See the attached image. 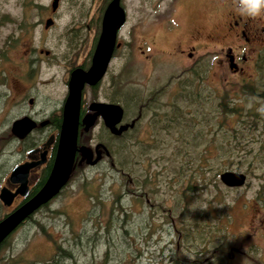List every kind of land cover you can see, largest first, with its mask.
<instances>
[{
	"label": "rangeland",
	"instance_id": "374dc122",
	"mask_svg": "<svg viewBox=\"0 0 264 264\" xmlns=\"http://www.w3.org/2000/svg\"><path fill=\"white\" fill-rule=\"evenodd\" d=\"M50 1L0 0V174L8 171L22 156L19 149H15L18 144L8 136L13 118L25 111L36 112L37 116L47 114L59 107L65 95L62 26L69 17L66 8L71 3L88 0H60L58 20L55 26L45 31L42 23ZM191 15L192 12L184 8L177 16L183 34L178 38H184L181 42L187 40L186 31L192 26ZM23 19L30 26L27 30L24 27L18 31L16 24ZM35 21L38 25L31 26ZM171 42L168 37L158 39V46L165 51L158 58L148 60L135 52L129 59L133 70H123L127 57H117L100 81L95 95L101 100L114 92L120 99L118 104L123 109L124 120H129L123 125L130 122L136 110L129 107L128 112L124 111V99L118 96V92L123 96L127 90H133L146 97L190 66L192 59L180 56L176 60L169 54L175 47ZM213 46L218 49L219 45ZM32 48L34 53L28 52ZM38 49L52 51L53 57L46 58V62ZM4 52L6 60L1 59ZM25 52L29 53L27 58ZM31 55H38L42 61L35 64L37 73L33 79L21 82L29 95L35 97L34 105L29 107L26 98L14 96L11 86L15 83L13 69L16 62L21 58L24 62ZM217 61V57L204 59L203 84L212 89L215 96L228 95L236 109L241 107L234 127L244 129L245 141L250 136L253 138L252 144L239 148L242 149L238 152L240 160H234L230 168H221L219 172H246L248 177L243 185L234 188L224 186L218 179L219 172L215 177L216 185L209 184L208 178L214 174L212 164L203 165L199 173L195 169L196 163L189 162L187 172L178 177L174 166L183 162L181 155L179 160H167L178 142L177 133L171 130L167 135L160 128V121L158 126L152 124V112L146 109L140 117L137 141L148 150L137 156L133 165L128 163L133 169L128 173L133 182L121 175L116 163L112 169L107 159L95 166L87 165L81 175L74 173L77 177L65 183L49 204L31 214L9 234L7 244L0 248V264H173L177 255L184 260L181 264H264V230L252 231L250 228L264 217V210L260 209V197L264 195V177L260 176L264 174V153L258 155L259 142L264 149V102L249 94L248 90L245 93L241 91L243 86H264V49L250 56L241 73H231L225 64L220 65ZM2 68L7 73L5 78L10 89L6 82L2 85ZM166 85L165 93L158 97L160 102H167L173 96V83ZM89 94H86L87 99ZM205 107L209 109L207 105ZM165 108L162 105L158 110L162 112ZM158 116L160 114L155 115L156 120ZM251 119L258 121V132L250 130L248 133V127H252L249 124ZM234 120L235 117L230 119L229 124L232 125ZM91 135V147L95 142L103 143L104 132H100L97 126ZM153 137L157 139L154 143ZM135 145L138 149V143ZM146 168L151 183L143 189L136 182L139 178H135L145 174ZM188 177L197 184L201 180L206 184L187 195L186 210L182 212L178 196ZM116 194H119L120 208L113 203ZM17 201L8 206L0 204V218ZM205 207L206 210H202ZM231 248L241 252L237 254ZM189 256L195 259H189Z\"/></svg>",
	"mask_w": 264,
	"mask_h": 264
},
{
	"label": "flooded vegetation",
	"instance_id": "af4514ba",
	"mask_svg": "<svg viewBox=\"0 0 264 264\" xmlns=\"http://www.w3.org/2000/svg\"><path fill=\"white\" fill-rule=\"evenodd\" d=\"M59 1L60 0H58L54 9L51 8L50 4L49 10L45 7L46 13L42 23V27L45 31L55 26V21L58 20ZM109 1L110 0L81 1L78 4L71 3L66 8L69 11V17L62 26V45L65 54L62 61L65 64V77L63 78L65 95L62 96L59 107L50 110L47 114L43 113L37 116L36 112L25 111L13 118V120H15L25 116L34 122V126L23 137L18 138L12 134L10 126L13 120L10 122L8 132L11 136H8L18 144L17 146L19 148L15 147V149H19L18 152H21L22 156L8 171L4 170L1 172L0 181L2 182L0 183V188L5 186L13 192L20 185V182L19 179L11 180L9 178L10 170L13 166L18 164L30 163V165L25 169L23 177L26 192L24 195L17 194L13 197L12 202L14 200L18 201L9 212L32 197L44 184L50 172L58 146L62 119L61 111L67 94L69 77L76 69L86 71L90 67L102 29L103 13ZM37 6L38 5H36V7ZM118 6L121 8L124 18L122 22L118 23L114 28V41L111 46L110 56L105 71L95 84L89 85L84 83L80 92L75 141L76 150L70 174L73 169H75V171L78 169V173L81 175L87 165L95 166L97 163L103 161V159L109 161L108 163L112 169L115 168L109 149L101 142H95L91 147L90 141L92 139L91 134L93 128L96 126L100 132H104V137L108 138L116 137L118 131L121 129L120 124L123 116V109L121 105L118 104V101H116L114 92H111L109 98L106 96V99L101 100L97 98L94 93L100 81L106 75L109 68H111L112 62L117 57H127V65L123 66L124 69L122 67L121 69L127 70L126 68H130L133 70V67L129 65V59L135 52L148 60L151 58H158L165 52L164 49L158 46V39L160 37L167 39L168 37V39L171 38V46H173V44L175 45L173 51L169 54L176 60H178L180 56L192 59L189 67L195 68L196 66V68H198L200 64L202 69L206 71L202 65L204 59L217 57V62L220 65L225 64L229 72L241 73L250 56L256 55L261 49H264V18L249 19L241 17L234 10L233 0H118ZM184 8L192 12L191 17L193 19L191 20L192 26L186 31L187 40L181 42L180 40L184 38H178V36H182L183 34L181 33L182 25L180 21H178L177 16L180 10ZM48 18L51 20V23L45 27L44 22ZM196 22H201L202 24L195 25ZM36 25H38L37 21L31 22V26ZM29 26L30 23L27 24L26 19H23L16 24V29L22 31V28L25 27L27 30ZM213 44L219 45L218 49H215V46L212 47ZM34 51V48L28 50V52L31 53H34ZM28 52L24 53L26 58L29 54ZM37 52L45 57L46 62H48L46 58L53 57V52L50 50L38 49ZM1 59H7V54H5V52L2 54ZM22 60L21 58L19 62H16L15 69H13L15 83L11 86V91H15L14 96L18 99L26 98L29 107H32L35 102V97L29 95L30 92H28V89L22 83L23 81L28 82L33 79L37 73L36 70L34 71V68H36L35 64H38L42 59H39L38 55H31L26 61L22 62ZM209 63L210 66H212V63ZM1 72L3 76L1 79L3 80L2 85L4 86L6 82V86L10 89L5 78L7 74L5 73V68H2ZM110 84H112V81ZM88 92H90V94L87 99L86 94ZM91 93H94V95ZM5 95L7 96V93L4 94V96ZM20 102H22V100H20ZM96 102L119 105L122 109L120 121L110 125L97 114L90 124L87 125L83 119L85 116L90 117L94 114V111L90 110L89 105ZM34 114L36 116H34ZM129 128L133 134L136 131L139 134V117H137L136 114H133ZM89 147H91L90 149L92 150L88 149ZM81 148L86 149V153L80 151L79 149ZM41 159L43 160L41 161ZM240 172L245 175L246 180L248 177L247 173L243 171ZM70 174L67 182H69ZM260 176L263 178L264 174ZM260 185L262 186V183H260ZM53 198L45 204H42L34 212L49 204ZM260 199V209L263 211L264 195L260 197ZM0 204L3 205L1 201ZM9 212H5L1 218ZM252 221L253 220H251V223ZM250 228L252 231L264 230V217L259 220L256 225H251ZM232 250L237 254L241 252L237 249Z\"/></svg>",
	"mask_w": 264,
	"mask_h": 264
},
{
	"label": "trees",
	"instance_id": "16d2710c",
	"mask_svg": "<svg viewBox=\"0 0 264 264\" xmlns=\"http://www.w3.org/2000/svg\"><path fill=\"white\" fill-rule=\"evenodd\" d=\"M201 73H204V69H202L199 64L198 68H196V66L195 68L189 67L180 74L169 79L166 84H170L171 82L174 87L172 92L173 96L167 102H160L158 98L159 95L165 93L163 89L167 86L166 84L158 87L156 93L152 92L146 94V97H142L137 94V91L133 90H127L123 96H120V92H118V96L123 97L124 99L122 103L124 111L128 112L129 107H132L134 111L136 110V115L139 117V121L140 117L145 114L144 112L146 109H149L152 112V124L157 125L160 121V128L164 129L167 135L169 133L171 134V130L177 133L176 139L178 142L176 141L174 149H171L172 156L169 154L167 160L170 162L172 161L171 159H178L181 155L180 160H183V162L174 166V170L178 177H181V175L183 176L185 174L184 172H187L189 162L196 163L195 169L196 172L199 173L202 172L203 165L212 164L214 174L213 177L211 176L208 178V183H211L214 186L216 185V174L221 168H230L234 160H240L241 155L238 152L242 149L239 148L244 145L246 147L252 144L253 138L250 136L245 141V135L243 134L244 129L234 127L237 122V117L241 114L239 112L241 107H238L237 109L233 107L234 101H232L231 98H228V95L226 94L215 96L214 91L206 88L203 84V76ZM206 90L207 92H204ZM257 90L259 92H256ZM241 91L244 93L247 91L249 94L256 95L264 102V86L262 87V85H254L253 87L243 86ZM115 99L120 102L118 97H115ZM230 104L232 105L230 106ZM162 105H165L166 108L165 110L163 109L162 112H159L158 108ZM206 105L209 107L208 110L205 107ZM248 110H251V108ZM157 114H160V116H158L156 120L155 115ZM253 116H256V113ZM234 117L235 120L233 124L230 125V119ZM125 121L123 114L120 126H122V123ZM129 124L130 122L127 125H123V128L118 131L116 137H104L103 144L109 149V152L112 155V162H114V164L116 163L121 175L127 177L126 179L128 181L130 180L133 182V177L128 174L133 169L128 166V163L133 165L136 157L145 154L148 149H145L143 144L137 141L138 133L136 131L133 134L130 131ZM249 124L250 126L252 125V127H248V133H251L250 130H256L258 132L259 125L257 120L252 121L251 119ZM157 126H155L156 129ZM156 140L157 139L153 137V143ZM129 141H131V143H129ZM136 143H138V149H136ZM258 145H260L258 148L259 155L260 152L261 154L264 153V151H262L264 149L260 142ZM245 152L248 153L247 150ZM145 171V174L141 177L135 178V180L139 178L136 182L143 189L151 183V180L148 178V168H146ZM76 172L78 173V169H76V171L75 169L72 170L69 182L73 177H77V175H74ZM189 178L191 177H188L186 183L181 185L182 187L178 196V201L182 203V212L186 210V203L189 199L187 195L191 194L190 192L194 190L204 187L206 184V182L202 180L197 184ZM150 192L152 193L153 190H150ZM119 194L114 195L113 198V203H117L118 208H120ZM95 199L98 200L96 197ZM39 227L41 229L43 228L41 225H39ZM8 236L0 243V248L7 244ZM59 251H62L66 255L68 254L64 250ZM182 261L184 260H180L179 255H177L173 260V264H181Z\"/></svg>",
	"mask_w": 264,
	"mask_h": 264
},
{
	"label": "water",
	"instance_id": "95a60500",
	"mask_svg": "<svg viewBox=\"0 0 264 264\" xmlns=\"http://www.w3.org/2000/svg\"><path fill=\"white\" fill-rule=\"evenodd\" d=\"M57 2L58 0L50 1L52 9L56 7ZM123 18L118 0H110L103 13L102 29L90 67L86 71L76 69L69 77L67 94L61 111L62 119L58 146L50 172L44 184L32 197L0 219V243L37 208L53 198L67 182L76 150L75 141L82 86L84 83L93 85L102 77L114 41V28L122 22ZM50 23L51 20L48 18L45 20L44 26L47 27ZM89 108L94 111V114L90 117H84L83 120L87 125L97 114L110 125L118 123L121 119L122 109L117 104L96 102L91 103ZM33 126L34 122L24 116L13 120L10 130L14 136L20 138L30 131ZM79 150L86 153V149L81 148ZM29 165L30 163L18 164L10 170L9 178L11 180L19 179L20 185L13 192L5 186L0 188V201L3 205H10L15 195L25 194L26 186L23 177L25 169ZM218 179L226 187H238L244 183L245 175L240 171L222 170L218 174Z\"/></svg>",
	"mask_w": 264,
	"mask_h": 264
},
{
	"label": "clouds",
	"instance_id": "9594fccd",
	"mask_svg": "<svg viewBox=\"0 0 264 264\" xmlns=\"http://www.w3.org/2000/svg\"><path fill=\"white\" fill-rule=\"evenodd\" d=\"M234 10L241 17L249 19L264 18V0H233ZM202 210H206V207ZM194 260L195 257L189 256Z\"/></svg>",
	"mask_w": 264,
	"mask_h": 264
}]
</instances>
